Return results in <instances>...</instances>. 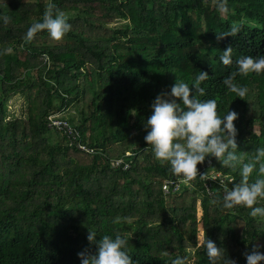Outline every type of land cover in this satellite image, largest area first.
<instances>
[{
    "label": "trees",
    "instance_id": "1",
    "mask_svg": "<svg viewBox=\"0 0 264 264\" xmlns=\"http://www.w3.org/2000/svg\"><path fill=\"white\" fill-rule=\"evenodd\" d=\"M218 3L0 0V16L9 17L0 19V264H81L79 252L97 249L86 238L89 228L97 240L134 230L128 240L134 264H170L178 256L185 264L189 256L192 264H209L200 230L237 264L254 245L264 252V220L243 206L213 203L223 196L216 183L213 195L199 177L165 193V180L174 176L144 140L154 98L170 92L176 77L191 84L203 70L209 76L198 98L215 99L220 116L238 113L244 162L264 147V72L235 76L248 89L245 99L223 84L237 59L264 55V0H226L224 12ZM48 5L65 14L71 30L60 40L47 30L26 40ZM231 25L237 35L217 39ZM229 46L232 63L223 65L219 56ZM16 94L28 100L20 116L9 110ZM58 112L93 152L48 127V116ZM207 160L234 179L230 186L239 182L238 168Z\"/></svg>",
    "mask_w": 264,
    "mask_h": 264
},
{
    "label": "clouds",
    "instance_id": "2",
    "mask_svg": "<svg viewBox=\"0 0 264 264\" xmlns=\"http://www.w3.org/2000/svg\"><path fill=\"white\" fill-rule=\"evenodd\" d=\"M217 6L220 12H224L226 0H219ZM0 19L4 23L9 21L7 16H0ZM41 30H47L52 39L60 40L71 30V24L62 11L54 10L53 5H48L42 21L33 23L27 29L25 39L31 41L34 34ZM238 31L237 25H231L228 31L218 33L217 39L229 35L235 37ZM231 53V46L225 48L219 61L223 65H230ZM235 63L237 71L229 73L223 79V84L236 97L245 99L248 89L235 83V76L264 72V55L242 56ZM208 76L207 71L201 70L191 84L176 77L170 92L158 94L151 104L152 113L145 123L148 130L144 140L151 146L154 158L162 165L167 164L171 174L182 177L186 183L195 180L197 176L200 181L218 178L209 176L207 172L198 174L197 165L202 164L208 156L215 157L222 167L233 170L238 168L239 182L232 184L231 188L224 187L222 200L212 202L220 203L224 209L243 206L250 209L251 217L264 220V206H260V201L264 200V147L257 148L255 155L244 162V157L237 153L238 130L234 121L238 118V113L228 109L227 114L220 116L215 99L198 98L205 93L201 83ZM219 183L223 186L224 181L219 179ZM86 238L89 242H95L97 249L92 255L79 252L77 255L81 264H134L128 252L129 238L126 234L118 233L114 238L103 235L97 240L96 232L89 228ZM197 239L206 252L209 264H237L206 233L203 240L199 236ZM258 247L254 245L251 251L243 253L245 264H260L264 261V252L258 251ZM170 264H185V258L178 256Z\"/></svg>",
    "mask_w": 264,
    "mask_h": 264
},
{
    "label": "built area",
    "instance_id": "3",
    "mask_svg": "<svg viewBox=\"0 0 264 264\" xmlns=\"http://www.w3.org/2000/svg\"><path fill=\"white\" fill-rule=\"evenodd\" d=\"M48 127L55 128L61 132H63L70 140V145H75L79 150L85 151L88 153L93 152L91 148H89L86 144H83L79 139V134L75 130V127L63 116L62 112H58L55 114H51L48 116ZM121 161H117V164L119 165ZM212 160H207L204 162L201 166L198 167V174L199 172H207L209 176H215L218 177L217 179H208L203 181V186L207 190V192L210 195H213V189L212 184L216 183L217 185L222 187V195H223V188L228 187L231 188L230 184L234 181L232 177L223 175L222 172L214 170L212 167ZM128 165H125V168H127ZM198 178V176H197ZM219 179H222L224 181L223 186L219 183ZM196 180V179H195ZM193 180V181H195ZM193 181L185 182L182 177L180 178H171L168 180H165L163 184V189L165 193H170V188L172 192H175L180 189L182 184L185 185H191Z\"/></svg>",
    "mask_w": 264,
    "mask_h": 264
},
{
    "label": "rangeland",
    "instance_id": "4",
    "mask_svg": "<svg viewBox=\"0 0 264 264\" xmlns=\"http://www.w3.org/2000/svg\"><path fill=\"white\" fill-rule=\"evenodd\" d=\"M27 96L25 94H16L14 95L10 100H9V110L11 112H13L14 114H16L17 116H20L21 114H23L24 111H26V107H27ZM69 113H71L72 116H74V108L71 107L70 110H69ZM66 117L68 115V117L70 116V114H67L65 113L64 114ZM258 130V129H256ZM202 213L201 209L198 208V215L200 216ZM121 234V235H124L126 234L128 236V238H132V237H135L136 235V232L134 230H130L129 232H125L123 230H118L116 234ZM201 240L203 239V232L202 230H200L199 232V235H198ZM191 254L193 253L192 250H190ZM187 263L186 264H192V260L189 257H187Z\"/></svg>",
    "mask_w": 264,
    "mask_h": 264
}]
</instances>
